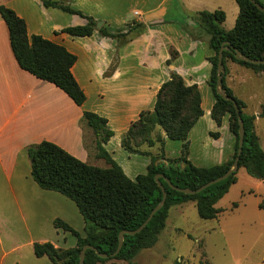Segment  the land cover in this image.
<instances>
[{"label":"trees","instance_id":"obj_1","mask_svg":"<svg viewBox=\"0 0 264 264\" xmlns=\"http://www.w3.org/2000/svg\"><path fill=\"white\" fill-rule=\"evenodd\" d=\"M264 6V2L256 0ZM46 7H56L70 13L81 14L66 0H42ZM239 12L232 28L226 29L223 22L226 13L223 9L201 10L195 16L200 29L209 34V44L213 55L209 85L215 98L211 116L218 125L228 115L229 128L234 134L233 154L226 161L211 165L198 166L189 159V132L203 115L201 93L197 84L187 85L182 75L172 71L170 77L160 86L153 109L143 110L122 136V146L129 153L145 154L150 157L145 173L134 179L129 177L121 165L104 147V143L114 134L108 127L106 117L91 111H83V120L92 128L96 136V155L103 158L108 166L90 164L76 157L68 150L49 140L30 144L27 147L31 160V176L43 189L59 191L72 199L85 222V235H81L61 218L54 219L57 228H63L76 236V243L71 247H59L51 241H35L34 253L47 256L53 264H79L80 251L85 244L93 245L107 257L100 256L94 249H87L84 264L105 263L109 259H120L133 264L134 257L144 248L152 247L166 225L169 209L172 205L194 201L198 214L205 219L215 218L221 211L215 204L238 179L241 167L256 178L264 179V149L255 129L256 114L248 113L243 108L244 100L239 98L226 83L229 62H235L256 73L264 71V63H253L236 57L238 49L253 59H264V10L259 9L251 0H236ZM0 14L9 33L11 49L19 66L35 76L54 83L64 90L73 101L82 105L86 93L75 78L72 67L77 55L63 44L57 43L41 34H28L27 24L13 8L0 4ZM96 20L88 16L83 24L65 26L60 32L72 36L91 35L96 28ZM127 26V27H126ZM116 31L100 27L104 36L121 40L131 27L143 31L147 27L141 22L130 23ZM124 30H126L124 32ZM136 31V30H135ZM58 33V32H57ZM225 41L231 48L223 51L225 72L223 85L226 93L237 101L244 121V141L239 157V168L227 178L212 183L197 193H186L170 186L161 176L166 192L164 205L155 212L146 226L139 232L124 234L121 249L113 255L119 243L122 230H132L140 226L152 209L163 197V190L155 179L156 174H163L170 181L182 188L195 189L204 183L222 175L231 167L239 146L238 113L231 100L225 99L216 90L218 53ZM177 55L172 51L170 63ZM264 117V103L259 112ZM180 140V155L176 158L166 156V136ZM217 137L218 132H212ZM157 145L158 153L143 150V145ZM166 158L167 160H164ZM183 164V165H182ZM237 205V204H234ZM179 264V263H177ZM209 264V263H204Z\"/></svg>","mask_w":264,"mask_h":264},{"label":"crops","instance_id":"obj_2","mask_svg":"<svg viewBox=\"0 0 264 264\" xmlns=\"http://www.w3.org/2000/svg\"><path fill=\"white\" fill-rule=\"evenodd\" d=\"M170 1L160 0L141 13L137 10L139 17L134 20L147 27L141 32L139 29L133 32L124 30L127 34L118 43L121 47L116 49V54L113 52L115 39L103 36L99 28L86 36L59 32L67 25L56 22L65 17L58 10L44 7L46 15L53 20L50 30L55 35L51 37L45 33L48 29L43 27V20L27 17L13 6L25 19L29 35L41 34L77 54L72 71L86 93L82 105L76 104L54 83L19 66L11 49L6 23L0 21V32L4 34L5 30L6 34L5 41L0 42V264H27L21 262L15 252L24 247L33 248L35 241H51L62 247L63 237V242L74 246L77 239L67 241V233L71 232L55 227V218H61L74 229L85 230V222L76 203L59 191L41 188L32 178L27 151L30 144L49 140L83 161L108 166L103 158L96 155V136L83 120L84 110L107 118L108 127L114 134L104 147L125 173L134 179L146 172L150 157L129 153L122 146V136L143 110L153 109L160 86L175 71L183 76L187 85H198L204 111L189 132V159L198 166H211L226 161L233 154L235 137L229 128L228 115L223 117L221 125L211 116L215 98L208 83L212 66L208 57L213 55L210 36L200 30L199 23L184 14L181 7L177 8V14L169 13L166 4ZM83 22L85 20L74 23ZM83 49L88 56H80L79 52ZM172 51L177 55L168 63ZM229 69L226 83L236 94L234 74L237 70H244L232 61L229 62ZM238 97L245 101L241 95ZM204 118L210 119L212 132L219 135L215 137L208 133L200 147L194 148L193 137L197 136L196 128ZM163 134L166 136V156L178 157L182 143L173 144L171 141L174 139L167 137L164 131ZM141 149L158 153L157 145L148 147L144 144ZM209 161L212 163L207 165ZM23 232L27 236L25 240L19 239ZM28 259L29 264L51 262L45 255L34 258L29 255Z\"/></svg>","mask_w":264,"mask_h":264},{"label":"rangeland","instance_id":"obj_3","mask_svg":"<svg viewBox=\"0 0 264 264\" xmlns=\"http://www.w3.org/2000/svg\"><path fill=\"white\" fill-rule=\"evenodd\" d=\"M66 1L74 8L79 9L81 14L70 13L56 7H46L42 0H0V4L13 9L15 6L27 14V17L33 16L36 21L43 20V27L48 29L45 33L54 37V32L50 30L53 20H50L49 16L46 15L44 7L49 10H58L63 14L65 18H61L56 23L67 26L76 25L74 23L76 20H85L86 22L87 17L91 16L97 18L96 28L103 26L116 31L125 25L138 22L134 20L135 17H139L135 11L138 10L141 13L160 0ZM166 6L169 8V13L175 12V14L178 12L177 8L181 7L183 13L188 14L197 23L199 22L195 16L199 11L204 9L212 11L221 8L226 13L224 26L228 29L234 26L239 10L236 0H171L167 2ZM0 21L5 22L1 14ZM123 21L125 22L122 24ZM5 26L7 28L6 24ZM131 29L133 32L138 28L131 27ZM194 34H198V32H194ZM128 35L132 36L131 33ZM5 36V30L4 34L0 32V42L5 41ZM114 39L116 46L113 52L116 54V49L121 45H118V43L120 44L118 37ZM79 53L80 56H88L84 49ZM241 67L244 71H236L233 87L236 95L245 98L243 109L250 114L257 115L255 129L264 149V117L259 116L264 103V71L256 73ZM227 80L229 82V78ZM212 130L213 126L210 119L204 118L196 128L198 134L193 137V147H200L202 140L206 139L208 133H211L212 136ZM171 142H174L173 144L181 143L180 140H172ZM172 145L170 146L171 149L173 148ZM211 163L209 161L207 165ZM237 176L239 181L233 183L229 190L216 202L215 205L221 211L215 218L200 217L194 201L172 205L169 209L166 225L159 234L157 242L152 247L142 249L134 257L133 264H264V179L249 175L244 168L239 169ZM58 229L64 230L63 228ZM77 231L82 235L85 233L83 228ZM26 238L24 232L19 236L21 240ZM63 239L61 237L62 247H70L71 244L63 242ZM73 240H76V236L67 233V241ZM15 254L21 262L27 264L30 260L28 259L29 255L32 258L36 256L32 247L16 250ZM50 264L52 263L50 262ZM98 264L128 263L113 258Z\"/></svg>","mask_w":264,"mask_h":264},{"label":"water","instance_id":"obj_4","mask_svg":"<svg viewBox=\"0 0 264 264\" xmlns=\"http://www.w3.org/2000/svg\"><path fill=\"white\" fill-rule=\"evenodd\" d=\"M251 1L254 2L259 9L264 10V6L261 3H259L256 0H251ZM229 48H231L230 42L229 41H225L224 44L221 46V48L219 50V53H218L217 85H216V90L225 99L231 100L234 103V106H235L236 111L238 113V121H239V146H238V150H237V155H236V157H235V159H234L231 167L228 168L226 170V172H224L222 175H220V176H218V177H216V178H214V179H212V180L204 183L203 185H201V186H199V187H197L195 189L179 187L177 185H174L170 181V179L168 177L164 176L163 174H159V173L156 174L155 175V179L158 182V185L163 190V197H162V199L152 209V211L149 214V216L147 217V219L140 226H138L137 228L132 229V230L125 229V230H122L119 233V243H118V247H117L116 251L113 253V255H115L121 249L122 244H123L124 234L125 233L134 234V233H137V232L141 231L146 226V224L149 222V220L152 218V216L155 214V212L157 210H159L164 205L165 200H166V196H167V192H166V190H165L162 182L159 180V178L161 176H163L169 182V184H170L171 187H173V188H175L177 190H180V191H183V192H186V193H197V192H200L202 189L206 188L207 186L211 185L212 183H215L217 181H220L222 179L227 178L233 172H235L236 170H238V168H239V157H240V153H241L242 145H243V141H244L245 128H244V121H243L241 115L239 114L240 107H239L237 101L235 100L234 97H232V96H230V95H228L226 93V91L224 89V85H223V75H224V72H225V67H224V63H223V51L226 50V49H229ZM233 51L235 52L236 57H238L239 59L246 60V61L253 62V63H264V59H253V58H250L249 56L245 55L243 52H241L238 49H234L233 48ZM89 248L94 249L100 256H103V257H107L108 256V254L101 253L100 251H98L93 245H91V244H85L82 247L81 251H80L79 264H84L86 251Z\"/></svg>","mask_w":264,"mask_h":264},{"label":"built area","instance_id":"obj_5","mask_svg":"<svg viewBox=\"0 0 264 264\" xmlns=\"http://www.w3.org/2000/svg\"><path fill=\"white\" fill-rule=\"evenodd\" d=\"M135 13H136L137 15H139V12H138V11H136Z\"/></svg>","mask_w":264,"mask_h":264}]
</instances>
